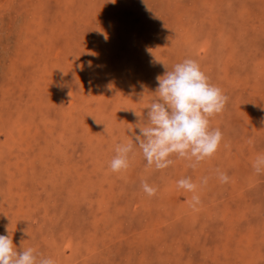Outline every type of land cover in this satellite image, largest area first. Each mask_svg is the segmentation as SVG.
Returning <instances> with one entry per match:
<instances>
[{"label":"rangeland","instance_id":"374dc122","mask_svg":"<svg viewBox=\"0 0 264 264\" xmlns=\"http://www.w3.org/2000/svg\"><path fill=\"white\" fill-rule=\"evenodd\" d=\"M185 59L228 97L209 118L223 138L195 168L173 155L157 170L133 110L146 125L163 63ZM128 142L130 167L111 171ZM258 155L264 0H0V234L9 227L18 251L55 264H264ZM188 177L195 193L177 186Z\"/></svg>","mask_w":264,"mask_h":264},{"label":"clouds","instance_id":"9594fccd","mask_svg":"<svg viewBox=\"0 0 264 264\" xmlns=\"http://www.w3.org/2000/svg\"><path fill=\"white\" fill-rule=\"evenodd\" d=\"M163 67L164 74L156 77L158 99L146 108V125L141 123L140 113L133 110L139 130L134 133L135 144L142 151L148 167L154 165L157 170H164L174 163L170 157L175 155L194 161L190 166L195 168L219 148L223 134L218 128H210L209 118L224 110L228 97L209 82L193 59L175 64L172 70L165 63ZM96 123L100 124L97 120ZM115 152L109 164L111 171H126L131 155H134L133 143L118 144ZM253 167L257 174L264 172V155L257 156ZM218 178L221 183L230 180L224 172H218ZM202 183L207 184V177ZM177 186L192 193L197 190L190 177L178 180ZM142 189L149 196H155L158 191L146 181L142 182ZM200 202L199 195L194 194L191 206L195 208ZM6 231L7 235L0 234V264H55L53 258L44 257L31 247L18 251L9 227Z\"/></svg>","mask_w":264,"mask_h":264}]
</instances>
